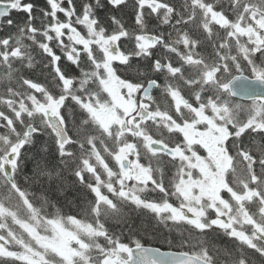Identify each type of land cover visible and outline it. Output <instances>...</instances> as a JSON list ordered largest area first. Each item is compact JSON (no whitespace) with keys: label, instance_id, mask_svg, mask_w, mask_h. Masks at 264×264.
Segmentation results:
<instances>
[{"label":"snow or ice","instance_id":"snow-or-ice-1","mask_svg":"<svg viewBox=\"0 0 264 264\" xmlns=\"http://www.w3.org/2000/svg\"><path fill=\"white\" fill-rule=\"evenodd\" d=\"M0 264H264V0H0Z\"/></svg>","mask_w":264,"mask_h":264},{"label":"trees","instance_id":"trees-1","mask_svg":"<svg viewBox=\"0 0 264 264\" xmlns=\"http://www.w3.org/2000/svg\"><path fill=\"white\" fill-rule=\"evenodd\" d=\"M41 2H42V0H41ZM178 2H181L182 3V0H178ZM36 75H37V77L40 76L39 71H37ZM77 195L78 194L76 193L75 189L71 188V186L69 184L68 191H67L66 195L59 197V205L62 206V209H63V211L65 213H67V214H74V213H76L78 211L77 202H76V196ZM50 211H51V209H50ZM133 220L136 223L139 222L136 219L135 216H133ZM218 246L224 247L226 245H224L223 243H221ZM165 250H166V246H165Z\"/></svg>","mask_w":264,"mask_h":264}]
</instances>
